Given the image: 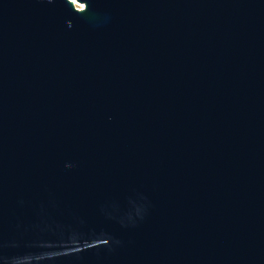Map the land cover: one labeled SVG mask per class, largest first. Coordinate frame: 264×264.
<instances>
[{
    "label": "water",
    "instance_id": "obj_1",
    "mask_svg": "<svg viewBox=\"0 0 264 264\" xmlns=\"http://www.w3.org/2000/svg\"><path fill=\"white\" fill-rule=\"evenodd\" d=\"M0 0V264H264V0Z\"/></svg>",
    "mask_w": 264,
    "mask_h": 264
},
{
    "label": "rangeland",
    "instance_id": "obj_2",
    "mask_svg": "<svg viewBox=\"0 0 264 264\" xmlns=\"http://www.w3.org/2000/svg\"><path fill=\"white\" fill-rule=\"evenodd\" d=\"M75 4L78 6V7H81L82 6V4H80L79 2H75Z\"/></svg>",
    "mask_w": 264,
    "mask_h": 264
},
{
    "label": "bare ground",
    "instance_id": "obj_3",
    "mask_svg": "<svg viewBox=\"0 0 264 264\" xmlns=\"http://www.w3.org/2000/svg\"><path fill=\"white\" fill-rule=\"evenodd\" d=\"M74 2H76V0H73Z\"/></svg>",
    "mask_w": 264,
    "mask_h": 264
}]
</instances>
